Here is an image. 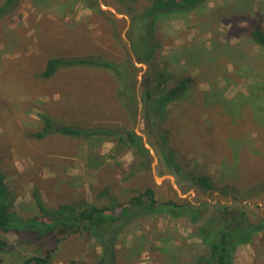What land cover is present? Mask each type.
Returning a JSON list of instances; mask_svg holds the SVG:
<instances>
[{
    "label": "rangeland",
    "instance_id": "rangeland-1",
    "mask_svg": "<svg viewBox=\"0 0 264 264\" xmlns=\"http://www.w3.org/2000/svg\"><path fill=\"white\" fill-rule=\"evenodd\" d=\"M138 1V7L145 4ZM130 26L115 0H19L0 19V166L14 212L39 217L35 191L54 209L79 201L125 203L151 187L162 201L207 203L209 211L228 207L248 221L264 220V192L256 199L248 194L264 179V98L252 93L264 80V53L248 46L252 29L264 30V0H210L201 12L159 23L157 58L161 66L168 60L172 75L166 87L186 77L194 81L164 113L163 132L169 128L187 174L214 181L213 193L197 190L163 161L160 130L151 126L144 102L149 66L132 53ZM237 45L252 57L249 67L242 60L234 64ZM195 49L209 52L191 62ZM52 58L96 59L114 67L72 65L46 79ZM45 117L53 131L40 139L35 134L43 132ZM65 126L114 135L73 137L60 132ZM130 132L143 138L150 153L145 167L134 150H116L118 135ZM226 186L245 193L224 197L219 188ZM194 232L187 219L136 220L117 240L115 264H192L204 249ZM1 241L8 245L0 264H21L52 250L50 264H96L102 254L92 238L66 232L49 241L0 232ZM235 264H264V232L238 248Z\"/></svg>",
    "mask_w": 264,
    "mask_h": 264
},
{
    "label": "trees",
    "instance_id": "trees-1",
    "mask_svg": "<svg viewBox=\"0 0 264 264\" xmlns=\"http://www.w3.org/2000/svg\"><path fill=\"white\" fill-rule=\"evenodd\" d=\"M115 1L130 16L129 39L137 63L149 66L143 82L144 102L152 115L151 126L158 131L160 130L158 139H160V153L165 165L183 181L191 183L197 190L206 193L216 192L218 188L209 176L196 174L193 171L188 172L189 175L186 173L181 158L176 153L177 150L169 138V128L168 131L163 132L165 126L161 124L169 106L183 98L194 81L192 78L186 77L177 82L175 86L166 87L172 78L167 68L168 60L161 66L157 58V53L161 48V42L157 36L159 23L169 18L189 16L195 12H201L207 8L210 0H145V4L139 7L138 0ZM17 2L19 0H7L0 7V19L8 14ZM97 9V12L104 14V11L99 7ZM237 46L234 49V64L238 66L240 63L236 61L242 60L241 63L249 67L248 64L252 61V57L246 54L244 46ZM248 46L257 47L261 53H264V30L261 27L252 29ZM218 47L225 46L219 43ZM207 51L209 52L208 49H195L193 51L195 53H192L188 58L194 62L204 58ZM113 64L96 59L65 60L52 58L48 60L43 76L50 79L59 68L72 65H99L100 67L112 68L114 67ZM129 65L135 72L134 64L129 62ZM251 70L255 71V69ZM252 90L254 94H263L264 98V80L258 82L252 87ZM43 122V132L35 134L40 139L45 138L53 131L52 119L45 117ZM60 132L73 137L114 135L108 130L90 131L75 126L62 127ZM116 148V150H134L137 156L145 159L144 167L150 158L143 138L134 132L118 135ZM219 191L224 197L230 195L236 197L245 193V191L240 192L239 188L234 189L227 186L219 188ZM263 192L264 179L259 180L248 189V194L254 199ZM104 194H107V191ZM33 196L39 208L40 216L28 218L18 216L14 212V198L9 191L5 174L0 166V232L3 234H29L45 241H49L63 232L71 235L77 234L81 238L88 236L95 240L102 249L101 260L96 264H115L117 240L122 230L125 226L134 224L136 220L145 217L189 220L194 227L195 237L204 245V249L202 248L192 264H235L238 248L253 243L255 238L264 232V220L259 222L248 221L243 214L239 215L228 207H215L214 211H209V209L207 210V203L194 205L179 203L174 200L162 201L157 198L155 190L151 187L137 191L136 195L128 202L120 203L112 200L110 205L103 207L91 205L86 201H79L73 204H61L52 209L45 205L40 192L35 191ZM7 245L6 242L1 241L0 251L4 250ZM52 252L53 250L48 251L45 257L27 258L21 264H50L53 260Z\"/></svg>",
    "mask_w": 264,
    "mask_h": 264
}]
</instances>
